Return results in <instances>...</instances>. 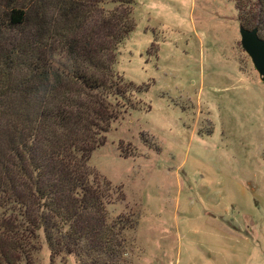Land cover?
Masks as SVG:
<instances>
[{"label":"rangeland","instance_id":"obj_1","mask_svg":"<svg viewBox=\"0 0 264 264\" xmlns=\"http://www.w3.org/2000/svg\"><path fill=\"white\" fill-rule=\"evenodd\" d=\"M234 1L133 0L112 68L138 85L135 108L88 158L124 225L120 264H264V81ZM32 240L29 264H78Z\"/></svg>","mask_w":264,"mask_h":264},{"label":"trees","instance_id":"obj_2","mask_svg":"<svg viewBox=\"0 0 264 264\" xmlns=\"http://www.w3.org/2000/svg\"><path fill=\"white\" fill-rule=\"evenodd\" d=\"M234 2L264 37V0ZM132 3L0 0V263L29 264L42 234L50 259L120 264L124 225L107 218L113 189L88 158L135 108L138 85L112 68Z\"/></svg>","mask_w":264,"mask_h":264},{"label":"water","instance_id":"obj_3","mask_svg":"<svg viewBox=\"0 0 264 264\" xmlns=\"http://www.w3.org/2000/svg\"><path fill=\"white\" fill-rule=\"evenodd\" d=\"M240 44L250 57V60L259 76L264 81V37L259 36L257 26H238Z\"/></svg>","mask_w":264,"mask_h":264},{"label":"crops","instance_id":"obj_4","mask_svg":"<svg viewBox=\"0 0 264 264\" xmlns=\"http://www.w3.org/2000/svg\"><path fill=\"white\" fill-rule=\"evenodd\" d=\"M179 212L182 213V214H187V212H183V211H182V212H181V211H178V212H175V213L177 214V213H179ZM173 213H174V212H173ZM187 215H188V214H187ZM188 218L191 219V215L188 216ZM174 220H175V223H174V224H175V227H176L175 229L179 230V228L177 227V220H176V217H175ZM232 232H233V231H232ZM233 233L236 234L235 232H233ZM188 246L190 247L191 245H188ZM177 259L179 260V257H178ZM178 260L175 261V264H178V262H179ZM184 260H185L184 262L187 261L188 264H191V261H193V260L191 259V255L186 256V258H185Z\"/></svg>","mask_w":264,"mask_h":264}]
</instances>
